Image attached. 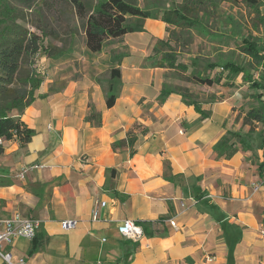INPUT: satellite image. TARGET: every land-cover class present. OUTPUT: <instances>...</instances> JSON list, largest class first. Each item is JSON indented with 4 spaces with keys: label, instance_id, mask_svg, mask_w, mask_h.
Returning a JSON list of instances; mask_svg holds the SVG:
<instances>
[{
    "label": "crops",
    "instance_id": "crops-1",
    "mask_svg": "<svg viewBox=\"0 0 264 264\" xmlns=\"http://www.w3.org/2000/svg\"><path fill=\"white\" fill-rule=\"evenodd\" d=\"M165 27L144 22L137 34L150 35L154 45ZM143 63H120L121 85L109 108L106 84L91 78L77 95L74 82L25 108L20 119L34 135L23 146L7 140L0 156V216L18 212L41 225L35 242L17 238L7 250L26 264H206L207 256H214L211 264H264V122L244 124L240 110L250 82L239 73L228 85L208 86L199 103L209 115L201 118L180 94L159 104L165 69ZM90 103L100 126L86 121ZM227 131L239 133L236 151L218 157L213 147ZM32 163L44 166L17 178ZM99 201L106 204L94 221ZM68 218L78 223L64 231L60 221ZM124 219L146 223L139 241L119 234Z\"/></svg>",
    "mask_w": 264,
    "mask_h": 264
},
{
    "label": "trees",
    "instance_id": "trees-1",
    "mask_svg": "<svg viewBox=\"0 0 264 264\" xmlns=\"http://www.w3.org/2000/svg\"><path fill=\"white\" fill-rule=\"evenodd\" d=\"M60 0H41L42 6L46 11H52L54 5ZM71 5L77 16L83 21L84 43L89 53H98L102 50L105 42L109 39L120 38L127 33L144 31V21L148 18L160 19L171 25L174 29L180 31L195 29L202 34L209 32V16L215 11L219 2L225 1L230 4L242 2L247 7L252 8L256 12L262 5V0H180L172 9L160 8L156 6L140 7L135 0H63ZM162 10V12H161ZM10 5L7 0H0V138L2 140H17L20 146L29 143L34 135V130L20 119L24 109L32 102V95L39 88L42 80L36 77L33 71L20 75L22 63L29 61L42 48L41 35L28 30L21 24L15 22L11 17ZM161 12V13H160ZM40 29V28H38ZM42 31V30H40ZM43 32V31H42ZM174 32H172V35ZM174 40L178 41L180 36L174 34ZM158 43L164 47L157 61H152V67L175 69L178 71H186L187 65L177 62L173 47L168 40H158ZM48 57L55 58L59 53L55 52V48L48 44L45 46ZM239 50L244 55L249 56L260 66L259 77L251 78L249 71L245 67L231 59H226L221 63L206 62L203 65V71L191 70L188 76V82L197 85H213V84H229V80L237 74L243 73L244 79L250 82L249 88L254 91L253 94L259 105L249 109L243 119L244 124L251 122H264V53L261 44L255 38L250 36L243 38L239 45ZM122 54L112 57L110 67L108 69V77L105 82L106 107H111L117 97L121 85L120 63ZM196 60L192 61V64ZM219 67L217 74L211 75L209 70ZM223 71L226 72L225 81H223ZM101 83L100 80H97ZM19 83L28 86L27 90L21 88H13V85ZM53 91L50 89V92ZM171 93L180 94L182 102L186 105H192L201 118L207 117L209 112L202 109L199 103V94H194L186 86L174 85L164 81L159 90L157 101L163 103L166 97ZM252 94V93H251ZM210 98V97H209ZM88 113L86 121L92 126L101 125V114L93 105L88 104ZM239 133L227 131L220 140L214 145L213 149L218 157H231L235 151V139H238ZM135 137L128 138V146L130 153L133 152L132 147ZM0 148H2L0 146ZM165 171H167L168 163L164 162ZM174 176L167 175V180H173ZM1 183V182H0ZM32 188L41 189L43 185L40 183H32ZM145 229V222H137ZM145 231V230H144ZM37 235L31 240H37ZM130 242L131 240L126 239ZM36 247L32 245L29 253H33Z\"/></svg>",
    "mask_w": 264,
    "mask_h": 264
},
{
    "label": "rangeland",
    "instance_id": "rangeland-1",
    "mask_svg": "<svg viewBox=\"0 0 264 264\" xmlns=\"http://www.w3.org/2000/svg\"><path fill=\"white\" fill-rule=\"evenodd\" d=\"M135 1L140 7L154 8L159 6L162 9H172L175 4L180 2V0ZM261 2L262 5L258 12L242 2L235 4L225 1L219 2L216 10L211 12L209 16L210 29L206 34L195 29L180 31L171 25H166L165 34L161 40H168L173 47L177 62L187 65V70L182 72L164 68V80L174 85L188 86L191 92L199 94L198 96L203 99L210 94L208 86L193 84L188 82L187 78L191 70L203 71V65L206 62L221 63L226 59H231L243 65L252 76L259 73L260 66L258 63L241 53L239 45L243 38L250 36L255 38L263 48L264 0ZM7 3L13 10L11 17L15 22L41 35L42 48L33 58L22 63L20 71L22 76L26 72L33 71L36 77L42 80L39 88L32 95V102L36 99L41 100L52 96L74 82L77 83L74 92L77 95L88 83V78L94 79L96 82L99 79L102 85L105 84L110 67L109 63L114 55L122 54L123 60L121 59V62L125 58V67L139 65L143 62H148V66L152 67V61H157L164 50V47L159 43L158 48H155L160 39L156 40L153 45L154 41H151L150 35L132 32L120 38L107 40L98 53H89L84 43L83 21L68 3L60 0L54 5L52 11H46L41 0H7ZM92 4H94V0H92ZM160 18V16L157 19L148 18L144 22H152V24L163 22ZM172 32L180 36L178 41L174 40ZM48 44L55 48L56 53L60 52L55 58L47 56L44 48ZM193 60H196L195 64H192ZM219 71V67L209 70L210 74H217ZM224 74L226 72L223 71ZM13 88L27 90L28 86L16 83ZM50 89L53 91L50 92ZM251 90L249 92H252ZM249 92L243 95L245 104L240 106L241 112H245V114L260 103L253 97L255 93ZM11 143L12 141L1 139L0 156L4 147H9ZM6 251L8 250L6 249Z\"/></svg>",
    "mask_w": 264,
    "mask_h": 264
},
{
    "label": "built area",
    "instance_id": "built-area-1",
    "mask_svg": "<svg viewBox=\"0 0 264 264\" xmlns=\"http://www.w3.org/2000/svg\"><path fill=\"white\" fill-rule=\"evenodd\" d=\"M263 53H264V45H263ZM1 142V138H0ZM42 163H32L26 166L21 167V169L16 174L17 177L23 178L25 174L32 170L43 167ZM264 183V180H263ZM260 184L252 185V194L255 193ZM207 198L213 197L215 195H206ZM190 200L195 202V198L191 197ZM106 204L105 201L97 202L91 210V218L92 220H98L100 207H104ZM180 205L183 208H186L184 202H180ZM78 223L77 219L68 218L60 221V227L64 230H70L76 227ZM169 224L171 226H175V221L173 219H169ZM41 225V221L38 218L25 217L19 214L18 212H14L9 216H0V264H26V261L23 257H14L11 252L6 251L7 247L12 244V242L17 238H24L27 240H32L36 233L38 232ZM117 229L119 234L128 240L133 242L139 241L143 236L142 228L131 219H124L117 225ZM260 234L264 236V228L260 229ZM214 261V256L206 257V264H211Z\"/></svg>",
    "mask_w": 264,
    "mask_h": 264
}]
</instances>
